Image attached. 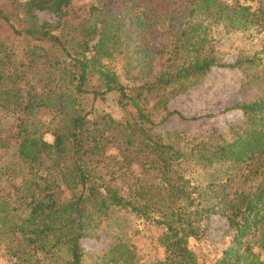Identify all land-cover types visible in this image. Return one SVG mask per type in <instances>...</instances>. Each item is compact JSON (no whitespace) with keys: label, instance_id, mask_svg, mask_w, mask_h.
I'll use <instances>...</instances> for the list:
<instances>
[{"label":"trees","instance_id":"16d2710c","mask_svg":"<svg viewBox=\"0 0 264 264\" xmlns=\"http://www.w3.org/2000/svg\"><path fill=\"white\" fill-rule=\"evenodd\" d=\"M73 1L0 0V27L36 43L28 68L33 67L37 81L43 82L41 89L33 88L22 81L25 71L18 72L16 66L9 74L11 87L1 90L8 74L0 69V99L17 116L14 133L0 136V149L11 154L0 173V184L8 186L0 187V238L10 235L46 255L64 254L65 264H82L81 241L92 239L113 210H123L161 227L158 241L164 260L156 264H197L187 240L197 239L203 233L201 224L218 216L227 221L232 237L212 264H264L254 251H264V88L226 109L240 117L225 133L213 127L203 138L189 139L177 130L157 135L154 128L174 115L180 117L167 109V90L201 79L221 60L213 45L201 54L208 44L207 29L199 22L188 31H177L180 38L187 32L189 37L173 51L191 52L193 58L178 61L175 56L160 66L153 81L127 88L94 56L87 57L96 44L101 57L121 47L125 26L117 18H110L108 25L105 20L101 23L105 26L84 31L82 49L77 50L72 46L76 37L62 34V20L70 16ZM181 1L190 17L204 14L215 23L223 22L227 31L264 28V11L256 15L250 7L228 5L225 0ZM37 13L53 14L55 20L39 23ZM97 35L99 40L89 47ZM133 50L138 53L136 47ZM248 62L253 64L254 59H237L227 66L239 68ZM158 91L165 96L156 105L165 115L155 122L141 103L145 95L158 97ZM110 93L119 95L123 107L135 110L129 119L93 117L92 110L83 113L77 107L78 97L96 100ZM47 133L52 143L44 140ZM179 136L197 144L181 147ZM190 162L202 170L223 166L226 173L216 177L212 173L205 185L196 184ZM140 174L150 178L145 180L148 188ZM118 249L112 247L103 264H118L120 259L114 257Z\"/></svg>","mask_w":264,"mask_h":264},{"label":"rangeland","instance_id":"374dc122","mask_svg":"<svg viewBox=\"0 0 264 264\" xmlns=\"http://www.w3.org/2000/svg\"><path fill=\"white\" fill-rule=\"evenodd\" d=\"M225 2L228 5L250 7V13L254 12L256 15L264 11V0H225ZM181 3V0H151V4L149 0H74L69 9L70 16L62 20L65 21L62 34L67 39L75 36L76 40L72 41V46L79 50L82 49L84 31L105 26L101 25L105 20L108 25L110 18L112 21L114 18L121 21L126 29L125 38L121 39L122 46L117 50H110L107 57H101V54L97 53L96 43L99 40L97 35L88 43L89 47L96 44V49L87 53V57L94 56L104 70L107 69L115 75L120 85L131 88L133 85L153 81L160 66L167 60L174 59L175 56L178 61H190L194 56L193 53L173 51V47L180 41L186 42L185 38L189 33H185L183 36L185 38H180L177 31H188L196 23L202 22V26L208 32V44L204 46L201 54L207 52L209 46L213 45L215 55L221 58L217 63L219 65L224 63L225 66L217 64L201 79L175 85L174 89L167 90L165 94L168 97L167 109L179 113L180 117L172 116L166 123L154 128L153 133L166 136L177 130L189 139L206 137L213 127L225 133L228 125L240 117L237 111L225 112L226 109L247 101L249 95L264 88V54H261L264 28L262 25H252L244 31H227L223 22L215 23L214 19L207 18L204 14L190 17ZM172 15H174L173 19ZM54 20L53 14L37 13L39 23H53ZM198 33L202 37L203 34ZM35 45L36 43L30 39L14 37L6 26L0 27V63H2L0 69L8 74L5 76L1 90H4L3 87L7 89L11 87L9 74L13 73L16 66L18 72L25 71L22 81L29 82V85L35 89H41L43 82L37 81L39 75H35L36 71L33 67L28 68L29 53L34 50ZM135 47L138 53L133 50ZM47 53L52 56L51 51L47 50ZM237 59H254V63L248 62L239 68L227 66ZM21 64L23 67H19ZM94 77H97L95 73ZM43 81L46 83L45 79ZM94 83L92 80L91 84ZM158 94V97L155 93L145 95L147 97L141 103L142 108L155 122L165 115L162 106L156 105L157 100L164 94L160 91ZM118 100L119 95L110 93L96 100H92L90 96L78 97L76 103L77 107L83 109V113L92 110L93 117L105 115L116 121L129 119L130 114H134L135 110L130 105L123 107ZM16 118V114L3 106V101L0 99L1 137L14 133ZM43 138L46 142H53L50 133ZM179 138L176 140H180L181 147L188 148L197 144V141L189 140L188 143L182 136ZM9 155H11L9 150L0 149V173ZM189 165L194 171L191 177L196 184L205 185L212 173L214 177L226 173V167L223 166L202 170L196 169L191 162ZM133 171L136 172L137 169L133 168ZM140 172L144 173L143 171L136 173ZM139 177L146 187L145 180L150 178L142 174ZM0 187L4 188L3 190L8 188L4 182ZM151 189L155 190L154 187ZM201 229L203 233L197 239L192 237L187 240L188 247L197 258V264H212L221 256L222 250L231 244L232 232L228 228L227 221L218 216H211L206 224H201ZM161 234V227L128 211L113 210L108 217L101 220L92 239L81 241L84 253L82 264H103L108 258L105 254L115 246L119 248L114 256L116 260L120 259L118 264L124 260L133 264L161 263L164 260V249L158 241ZM254 251L264 261V251L260 252L259 249ZM65 260L66 257L60 252L46 255L33 250L23 240L13 236L5 234L0 238V264H65Z\"/></svg>","mask_w":264,"mask_h":264}]
</instances>
